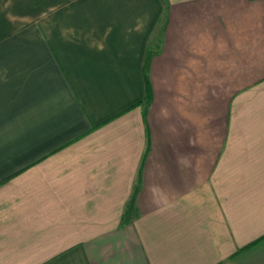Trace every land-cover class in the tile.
<instances>
[{"label":"crops","instance_id":"crops-1","mask_svg":"<svg viewBox=\"0 0 264 264\" xmlns=\"http://www.w3.org/2000/svg\"><path fill=\"white\" fill-rule=\"evenodd\" d=\"M0 264H264V0H0Z\"/></svg>","mask_w":264,"mask_h":264}]
</instances>
